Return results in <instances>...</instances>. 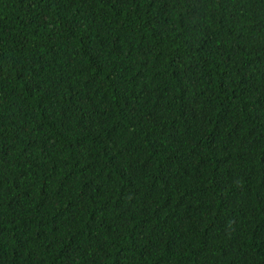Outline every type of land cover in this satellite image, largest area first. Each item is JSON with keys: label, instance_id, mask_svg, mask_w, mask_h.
<instances>
[{"label": "trees", "instance_id": "1", "mask_svg": "<svg viewBox=\"0 0 264 264\" xmlns=\"http://www.w3.org/2000/svg\"><path fill=\"white\" fill-rule=\"evenodd\" d=\"M0 264H264V0H0Z\"/></svg>", "mask_w": 264, "mask_h": 264}]
</instances>
